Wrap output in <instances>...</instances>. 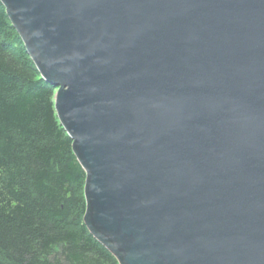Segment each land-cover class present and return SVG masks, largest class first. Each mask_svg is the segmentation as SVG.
Returning <instances> with one entry per match:
<instances>
[{
	"label": "water",
	"instance_id": "1",
	"mask_svg": "<svg viewBox=\"0 0 264 264\" xmlns=\"http://www.w3.org/2000/svg\"><path fill=\"white\" fill-rule=\"evenodd\" d=\"M118 264H264V0H0Z\"/></svg>",
	"mask_w": 264,
	"mask_h": 264
},
{
	"label": "trees",
	"instance_id": "2",
	"mask_svg": "<svg viewBox=\"0 0 264 264\" xmlns=\"http://www.w3.org/2000/svg\"><path fill=\"white\" fill-rule=\"evenodd\" d=\"M0 3V264H118L88 232L86 175Z\"/></svg>",
	"mask_w": 264,
	"mask_h": 264
}]
</instances>
